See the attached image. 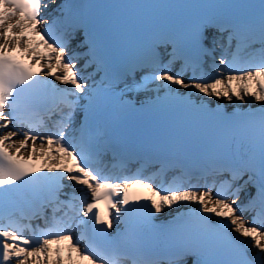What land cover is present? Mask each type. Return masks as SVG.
Here are the masks:
<instances>
[{
  "label": "snow or ice",
  "instance_id": "6c2138e0",
  "mask_svg": "<svg viewBox=\"0 0 264 264\" xmlns=\"http://www.w3.org/2000/svg\"><path fill=\"white\" fill-rule=\"evenodd\" d=\"M86 7L0 0V264H264V0L109 5L236 10L122 63L108 53L110 22ZM148 92L156 105L231 122L225 146H195L193 163L179 145L138 151L100 134L108 101L131 110L123 97ZM165 209L176 215L157 251L146 234Z\"/></svg>",
  "mask_w": 264,
  "mask_h": 264
},
{
  "label": "bare ground",
  "instance_id": "6f19581e",
  "mask_svg": "<svg viewBox=\"0 0 264 264\" xmlns=\"http://www.w3.org/2000/svg\"><path fill=\"white\" fill-rule=\"evenodd\" d=\"M164 212H165V210H164ZM163 213V212H162Z\"/></svg>",
  "mask_w": 264,
  "mask_h": 264
}]
</instances>
